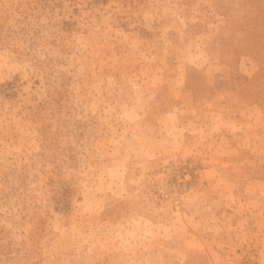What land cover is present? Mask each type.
Segmentation results:
<instances>
[{
	"label": "rangeland",
	"instance_id": "1",
	"mask_svg": "<svg viewBox=\"0 0 264 264\" xmlns=\"http://www.w3.org/2000/svg\"><path fill=\"white\" fill-rule=\"evenodd\" d=\"M0 264H264V0H0Z\"/></svg>",
	"mask_w": 264,
	"mask_h": 264
}]
</instances>
